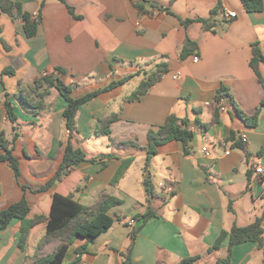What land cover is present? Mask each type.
Returning a JSON list of instances; mask_svg holds the SVG:
<instances>
[{
	"label": "crops",
	"instance_id": "0c3cea01",
	"mask_svg": "<svg viewBox=\"0 0 264 264\" xmlns=\"http://www.w3.org/2000/svg\"><path fill=\"white\" fill-rule=\"evenodd\" d=\"M11 2L23 12L38 13L35 36H27L26 21ZM138 2L0 0V135L13 147L21 170L19 181L9 161L0 160V208L26 197L30 220L50 214L56 193L86 206L104 194L115 196L122 203L109 210L112 225L92 241L77 236L65 255L67 264H123L128 253L133 264H179L196 255L194 264H217L227 256L230 241L226 237L218 250L209 251L219 235L264 212V171H255L257 165L264 169V62L259 63L261 76L251 66L256 48L264 55V8L247 11L242 0H143L142 10ZM227 11L236 16L227 18ZM159 64L166 65V76L129 100ZM47 75L70 84L74 97L135 76L81 105L71 131L63 115L68 102L56 87L39 110L21 99L38 90V80ZM221 89L234 101L225 96L224 111L217 101ZM7 100L17 114L14 122ZM259 107L257 124L248 125L241 112L252 116ZM112 114L118 119L111 133H97L100 120ZM170 114L188 119L195 135L190 153L180 140L158 147L148 166L149 195L144 186L148 132ZM70 138L89 158L115 156L83 161L39 191L59 169ZM131 157V166L113 184ZM22 226L23 219L14 218L0 231V264H34L36 255L52 253L60 242L52 238L40 245L47 232L43 221L30 228L21 247ZM83 246L86 251L79 254ZM230 264H264V239L261 245H235Z\"/></svg>",
	"mask_w": 264,
	"mask_h": 264
},
{
	"label": "trees",
	"instance_id": "16d2710c",
	"mask_svg": "<svg viewBox=\"0 0 264 264\" xmlns=\"http://www.w3.org/2000/svg\"><path fill=\"white\" fill-rule=\"evenodd\" d=\"M142 1L143 0H139L137 5L143 10L144 5ZM242 2L247 11H261L264 8L263 0H242ZM11 5L17 7L19 14L22 15V17L25 19V31L27 36H35L38 33L41 20L34 19L32 14L28 12H23L19 3L11 2ZM1 7L10 12V9H8L4 5V2L1 4ZM191 44L192 42H187L184 49L185 52L188 50V47ZM260 62H264V55L259 48H256L254 50L253 58L251 59V66L258 76H261L259 72ZM58 70L61 74H64L66 72V70H64L63 68H58ZM166 70L167 67L165 64H159L157 66V70L151 73L147 79L141 81L137 89L132 92L128 99L136 100L139 99L142 95H145L149 91L150 87L160 79V73L166 72ZM134 76L135 75H128L120 80L113 82L103 89L89 92L81 97H74L72 95V86L70 84L66 83L60 76L54 77L51 75H47L38 80V90L33 91V93L27 91L26 95H21L23 97L21 99L27 106L39 110L43 106V99L48 94L49 90L52 87H56L68 102L63 115L66 119L67 127L72 131L75 128L77 112L81 105L91 101L102 91L109 90L117 85L126 83ZM223 96L230 97V95L226 93V90L221 89L218 93L217 101H219ZM230 100L234 102L232 97H230ZM5 105L8 118L13 122L16 121L17 114L12 102L7 100ZM259 113L260 107L252 116L244 115L242 114V112L241 115L248 125H256ZM117 119V114H112L100 120L99 124L96 127V132L110 134V125ZM217 119L218 118L215 117L213 121H216ZM203 125L204 127L208 126L207 124ZM194 135V131L189 127L188 119L180 118L175 114H170L167 117L165 123L158 129L149 130L147 162L144 168V186L149 195L153 193V182L148 172V166L152 156L157 153L158 147L173 140H180L184 144L185 151L187 153H190V142L193 140ZM0 144L5 148V153L0 155V160L9 161L15 173L16 179L20 181L21 170L19 167L18 159L12 152L13 147L7 145V141L5 140L3 135H0ZM114 156L115 155L113 153H102L98 156L89 158L87 153L80 146L73 144L70 138L59 169L57 170L54 177L49 180L47 185L39 191L48 189L51 185H53L55 181L60 180L65 174H67L73 166L83 161L96 162L99 160L112 158ZM133 160L134 159L131 157L123 161L121 167L112 180L113 184L117 183L124 176V174L131 166ZM23 187L26 188V185H23ZM121 203L122 200L120 198L104 194L97 200V202L93 206H86L73 199L72 195H63L56 193L53 197L50 214L48 216H37L29 220L27 219V215L30 212V205L26 197H23L19 201L12 203L5 208H0V231L6 229L14 218L23 219V226L21 228V238L19 243L20 246L23 247L29 235L30 228L40 222L46 221L47 232L40 245L43 246L52 238H57L60 242L52 253L47 255H36L34 264H67L64 261L65 255L71 244L74 242L75 238L77 236H81L86 238L87 241H92L99 234L106 231L114 221L113 217L109 214V210ZM150 215H152V212L149 211L145 215V217L148 218ZM263 219L264 212L261 216H257L255 220L248 225L239 226L237 224H234L229 232L223 231L217 238L214 245L209 248V251L218 250L221 247L223 240L226 237H229L230 241L227 256L219 260L217 264H220L221 262L223 264H230L232 249L239 243H243L246 241H256L259 243V245H261L264 239ZM137 232V230H134L132 232L133 239L136 237ZM84 251H86V246L80 248L78 250V253L81 254ZM199 258V255L191 256L183 259L179 262V264H194L195 261ZM123 264H133L131 255L129 253L124 257Z\"/></svg>",
	"mask_w": 264,
	"mask_h": 264
},
{
	"label": "built area",
	"instance_id": "2783aa9c",
	"mask_svg": "<svg viewBox=\"0 0 264 264\" xmlns=\"http://www.w3.org/2000/svg\"><path fill=\"white\" fill-rule=\"evenodd\" d=\"M32 16H33L34 19H38V13H37V12H34V13L32 14ZM225 16H226L227 18H233V17L236 16V12H235V11H227V12L225 13ZM194 61H195V62L198 61V57H197V56L194 57ZM165 76H166V72H162V73H160V79L163 78V77H165ZM174 77H177V76L175 75ZM218 103H219V105H220V109H221V110H223V111L226 110V103H227V100H226L225 97L220 98V100L218 101ZM241 139H242L243 142H248V137H247L245 134H243V135L241 136ZM203 152H204L205 154H207V155H211L207 147H203ZM255 171H256L257 173L260 174V173H263L264 169H263L262 166L257 165V166L255 167ZM130 223L133 224V223H134V220H131Z\"/></svg>",
	"mask_w": 264,
	"mask_h": 264
},
{
	"label": "rangeland",
	"instance_id": "374dc122",
	"mask_svg": "<svg viewBox=\"0 0 264 264\" xmlns=\"http://www.w3.org/2000/svg\"><path fill=\"white\" fill-rule=\"evenodd\" d=\"M222 255H225L224 253H222Z\"/></svg>",
	"mask_w": 264,
	"mask_h": 264
}]
</instances>
